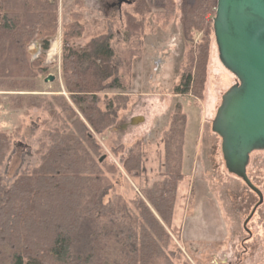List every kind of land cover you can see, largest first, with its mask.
I'll return each instance as SVG.
<instances>
[{
    "label": "trees",
    "instance_id": "1",
    "mask_svg": "<svg viewBox=\"0 0 264 264\" xmlns=\"http://www.w3.org/2000/svg\"><path fill=\"white\" fill-rule=\"evenodd\" d=\"M185 52L180 78L173 87L179 96L203 97L214 39L213 19L218 0H182ZM137 14H127L125 39L145 32L146 14L157 9L156 23L166 27L175 15V0H132ZM59 0H0V91H34L42 58L31 61L34 40L43 50L59 30ZM84 23L75 14L63 26L62 74L69 98L54 95L51 116L61 122L40 145V163L25 168L2 191L0 198V264H188L178 262L171 236L183 172L187 113L181 102L173 108L164 129L163 180L127 200L115 193L108 165L92 131L114 126L126 109L129 84L120 74L110 36L93 38L77 47ZM124 62V61H123ZM127 59L126 69L131 67ZM112 93L113 95H104ZM12 108L42 105L35 94H4ZM12 140L0 131V167ZM123 150L119 146L114 151ZM133 177L145 171L140 143L122 161ZM113 192V193H112Z\"/></svg>",
    "mask_w": 264,
    "mask_h": 264
},
{
    "label": "rangeland",
    "instance_id": "2",
    "mask_svg": "<svg viewBox=\"0 0 264 264\" xmlns=\"http://www.w3.org/2000/svg\"><path fill=\"white\" fill-rule=\"evenodd\" d=\"M113 0H59V30L50 40L44 57L41 41L28 47L31 61L42 58L34 91H0L4 94H35L42 105L24 104L12 108L0 102V131L11 140L4 164L0 167V198L8 186L25 168L39 165L40 145L50 144V133L61 122L50 114L54 95L69 98L62 74L63 26L77 14L84 23L82 37L75 43L86 46L93 38L110 36L117 53L120 74L128 81L129 104L120 110L117 123L101 134H94L101 146L102 157L108 165L115 164L119 172L112 177L115 193L127 200L143 197V190L163 180L165 159L164 129L168 128L173 108L183 104L188 125L185 135L183 172L185 178L178 190L175 218L168 229L171 248L181 252L174 261L188 264H264V200L256 209L247 227L244 222L259 201L258 195L240 178L228 172L221 151V138L212 131V120L221 104L223 94L237 82L219 59L214 39L209 52L207 82L203 97L179 96L173 93L178 83L185 52L182 24V0H175L176 13L166 27L155 21L157 9L146 14L145 32L137 38L125 39L127 14H137L134 6L123 3L110 6ZM216 15V14H215ZM214 31V29H213ZM56 44V47L54 46ZM130 58L129 69H126ZM124 61V62H123ZM49 75L53 81L46 82ZM113 95L104 93V95ZM143 117L131 124L132 118ZM140 143L144 153L145 171L133 177L122 168V161L130 148ZM123 150L114 151L119 146ZM253 183L264 195V150L251 154L247 168ZM113 193V192H112Z\"/></svg>",
    "mask_w": 264,
    "mask_h": 264
},
{
    "label": "water",
    "instance_id": "3",
    "mask_svg": "<svg viewBox=\"0 0 264 264\" xmlns=\"http://www.w3.org/2000/svg\"><path fill=\"white\" fill-rule=\"evenodd\" d=\"M123 1L126 0H119V5ZM213 29L219 59L237 82L223 94L212 131L221 138L228 172L259 197L244 222L245 230L251 234L247 225L264 200L263 192L247 171L251 154L264 150V0H218ZM54 79L49 75L45 81ZM143 119L132 118L131 124Z\"/></svg>",
    "mask_w": 264,
    "mask_h": 264
},
{
    "label": "flooded vegetation",
    "instance_id": "4",
    "mask_svg": "<svg viewBox=\"0 0 264 264\" xmlns=\"http://www.w3.org/2000/svg\"><path fill=\"white\" fill-rule=\"evenodd\" d=\"M127 1H128V2H127ZM123 3H128V4L131 5V4H132V0H126V1H123L122 4H123ZM122 4H121V5H122ZM109 5H110V6H113V7L115 6V7H117V8L121 6V5H119V0H113L111 3H109Z\"/></svg>",
    "mask_w": 264,
    "mask_h": 264
},
{
    "label": "bare ground",
    "instance_id": "5",
    "mask_svg": "<svg viewBox=\"0 0 264 264\" xmlns=\"http://www.w3.org/2000/svg\"><path fill=\"white\" fill-rule=\"evenodd\" d=\"M54 46L56 47V44Z\"/></svg>",
    "mask_w": 264,
    "mask_h": 264
}]
</instances>
